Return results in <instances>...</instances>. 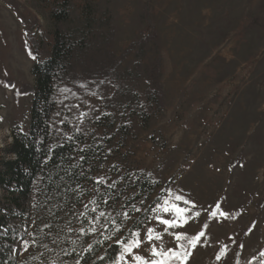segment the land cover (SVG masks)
Listing matches in <instances>:
<instances>
[{
	"label": "rangeland",
	"instance_id": "1",
	"mask_svg": "<svg viewBox=\"0 0 264 264\" xmlns=\"http://www.w3.org/2000/svg\"><path fill=\"white\" fill-rule=\"evenodd\" d=\"M51 4L0 0L3 159L13 157V132L30 128L32 66L53 45ZM70 10L114 27L115 80L139 96L147 118L86 100L77 117L98 154L84 159L78 146L70 187L31 186L17 264H84L109 244L122 249L115 264L264 258V0H72ZM149 32L162 58L161 110L144 100L146 64L124 55ZM65 136L58 128L56 139ZM139 173L157 183L151 193L140 191Z\"/></svg>",
	"mask_w": 264,
	"mask_h": 264
},
{
	"label": "trees",
	"instance_id": "2",
	"mask_svg": "<svg viewBox=\"0 0 264 264\" xmlns=\"http://www.w3.org/2000/svg\"><path fill=\"white\" fill-rule=\"evenodd\" d=\"M71 1L52 0L53 45L48 57L42 61L35 59L32 66L35 83L31 90L30 128L25 133L13 132L9 148L11 159L0 157V189L6 197L0 203V264H17L14 251L23 235L25 213L21 200L35 181L70 187L79 179L72 159L78 146L83 145L84 159L98 154L97 148L87 145L90 135L81 129L77 117L88 98H97L104 109L130 110L143 121L147 118L139 96L115 80L122 58L112 52L114 27L86 11L79 18H73ZM158 46L157 35L149 32L129 44L124 55L133 53L137 62L146 64L144 100L161 110L162 58ZM150 53L153 57L149 58ZM110 118L112 116L106 115L95 122ZM58 128L68 132V136L56 139ZM137 180L142 192L151 193L157 185L143 173L137 174ZM121 252L118 244H109L104 249L95 247L86 255L84 264H115ZM249 264H264V258L257 257Z\"/></svg>",
	"mask_w": 264,
	"mask_h": 264
}]
</instances>
